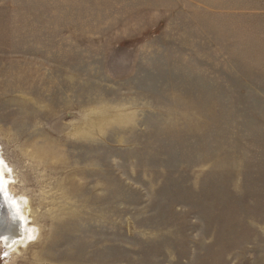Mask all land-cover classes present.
Here are the masks:
<instances>
[{
  "label": "rangeland",
  "instance_id": "374dc122",
  "mask_svg": "<svg viewBox=\"0 0 264 264\" xmlns=\"http://www.w3.org/2000/svg\"><path fill=\"white\" fill-rule=\"evenodd\" d=\"M0 154V264H264V0H0Z\"/></svg>",
  "mask_w": 264,
  "mask_h": 264
},
{
  "label": "bare ground",
  "instance_id": "6f19581e",
  "mask_svg": "<svg viewBox=\"0 0 264 264\" xmlns=\"http://www.w3.org/2000/svg\"><path fill=\"white\" fill-rule=\"evenodd\" d=\"M11 169L0 154V198L4 206L0 222V255L8 258L35 242L39 231L32 225L29 202L13 194Z\"/></svg>",
  "mask_w": 264,
  "mask_h": 264
},
{
  "label": "water",
  "instance_id": "95a60500",
  "mask_svg": "<svg viewBox=\"0 0 264 264\" xmlns=\"http://www.w3.org/2000/svg\"><path fill=\"white\" fill-rule=\"evenodd\" d=\"M4 206H2V198H0V222H1V214L3 213Z\"/></svg>",
  "mask_w": 264,
  "mask_h": 264
}]
</instances>
